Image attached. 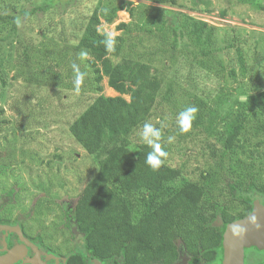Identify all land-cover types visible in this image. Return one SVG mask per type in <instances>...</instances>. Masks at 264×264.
I'll list each match as a JSON object with an SVG mask.
<instances>
[{"label":"rangeland","instance_id":"1","mask_svg":"<svg viewBox=\"0 0 264 264\" xmlns=\"http://www.w3.org/2000/svg\"><path fill=\"white\" fill-rule=\"evenodd\" d=\"M46 3L51 6L45 12L23 14ZM114 5L123 7L114 21L101 16L99 25L114 39L124 38L114 60L141 58L165 75L150 121L161 128V141L170 150L168 163L179 167L182 176L166 184L155 197L157 203L185 182L198 179L203 170L214 167V174H224L216 168L221 159L218 138L225 125L238 117L241 103L264 90V0H180L176 6L147 0H0V206H5L1 212L14 222L24 221L31 235H42L61 251L83 245V235L73 220L67 222L66 212L97 172L96 162L71 135L69 125L97 93L84 81L79 92L74 90L67 78L70 63L56 58L57 51L67 41H78L93 12L101 14ZM193 20L216 28L210 44L196 43L190 33ZM174 22L184 31L185 44L175 43ZM121 23L124 29L119 28ZM26 47L33 68L47 76L44 83H31L23 75ZM238 48L245 56V72ZM102 86L103 94H118L106 77ZM187 106L197 107L198 112L189 130L181 132L176 117ZM245 128L241 143L262 160L257 167L264 180V136L248 124ZM169 136L174 137L171 143ZM133 141H142L139 132ZM225 187L221 186L227 192ZM241 198L253 205L264 201L256 194ZM127 199L136 219L151 203L142 193ZM257 255L264 258V250Z\"/></svg>","mask_w":264,"mask_h":264},{"label":"trees","instance_id":"2","mask_svg":"<svg viewBox=\"0 0 264 264\" xmlns=\"http://www.w3.org/2000/svg\"><path fill=\"white\" fill-rule=\"evenodd\" d=\"M147 1L176 6L180 0ZM50 6L49 3L37 5L23 14L45 12ZM122 8L114 5L101 14L96 10L78 41H67L57 51L56 58H67L70 63L67 78L73 81L71 65L76 63L86 74V86L97 93L69 125L71 135L97 165V172L66 212L67 222L73 220L83 235V253H74L70 261L85 264L96 258L104 264H172L183 252L189 256L190 264H207L223 253L224 238L231 223L253 210V203L240 199V195L264 196V180L257 167L262 160L241 143L245 124L264 136V90L249 95L241 103L238 117L225 125L218 138L221 159L216 168L224 174H214V167L211 171L203 170L198 179L185 182L157 203L155 197L167 183L178 180L182 170L168 163L170 150L163 141L160 144L167 157L162 158L161 166L153 169L146 165L145 158L152 148L143 141L134 142L133 137L140 134L144 123H151L165 75L151 61L141 58L115 61L124 43L122 36L115 38V51L106 50L102 41L107 33L99 30L101 16L112 23ZM173 25L175 43L185 44L183 29L177 22ZM119 28L124 29L125 24L121 23ZM215 30L206 21L193 20L190 33L203 46L212 42ZM25 50L23 75L31 83H44L47 76L33 68L28 61L31 50L28 47ZM82 50L88 53L84 59L79 57ZM237 57L245 72V56L240 48ZM230 72L234 75L233 70ZM105 77L117 95L102 93ZM222 185L227 192L222 190ZM134 193L149 195L151 200L148 210L138 219L127 199Z\"/></svg>","mask_w":264,"mask_h":264},{"label":"flooded vegetation","instance_id":"3","mask_svg":"<svg viewBox=\"0 0 264 264\" xmlns=\"http://www.w3.org/2000/svg\"><path fill=\"white\" fill-rule=\"evenodd\" d=\"M0 208H2L0 209V257L13 250L15 247L21 249V258H17L15 261L10 258L6 260L7 263L14 261V264H72L70 261L71 256L76 252L83 253L82 246L79 250H73V248H71L61 251L60 247L49 245L42 235H31L28 232L24 221L21 220L14 222V220L10 218L7 213H2L1 211L5 209V206H0ZM218 224L219 221L215 223V225ZM6 226H19L22 230L23 236L32 245L36 246L38 251L22 239L18 230L8 229ZM258 251L260 250L256 247L245 248L244 264H264V258L257 255ZM223 260L224 251L223 253L218 254L213 261H209L207 264H223ZM200 263L202 262L200 261ZM11 264H13V262ZM85 264L104 263L99 259L91 258ZM172 264H190L189 256L182 252L179 258Z\"/></svg>","mask_w":264,"mask_h":264},{"label":"water","instance_id":"4","mask_svg":"<svg viewBox=\"0 0 264 264\" xmlns=\"http://www.w3.org/2000/svg\"><path fill=\"white\" fill-rule=\"evenodd\" d=\"M5 226V225H4ZM8 229L19 231L22 239L33 246L23 236L19 226H6ZM257 247L264 250V204L255 203L253 210L245 217L234 220L224 238V260L223 264H244L245 248ZM21 249L14 248L5 255L0 257V264H10L14 262ZM39 254V253H38ZM10 256L14 261L7 263L2 257Z\"/></svg>","mask_w":264,"mask_h":264},{"label":"clouds","instance_id":"5","mask_svg":"<svg viewBox=\"0 0 264 264\" xmlns=\"http://www.w3.org/2000/svg\"><path fill=\"white\" fill-rule=\"evenodd\" d=\"M108 52L115 51V39L111 33L105 35V39L102 41ZM88 53L81 51L79 57L81 59L86 58ZM73 71V87L76 92L80 91L81 85L85 78V73L80 70L79 65L73 63L71 65ZM198 108L195 106H187L177 114L176 122L181 132H187L191 126V122L196 118ZM140 138L144 143L152 148L145 158V163L153 169H157L163 163L162 158L167 157V152L163 150L160 141L162 138L161 128L153 126L151 123H144L140 132ZM174 137L169 136L168 142L171 143Z\"/></svg>","mask_w":264,"mask_h":264},{"label":"bare ground","instance_id":"6","mask_svg":"<svg viewBox=\"0 0 264 264\" xmlns=\"http://www.w3.org/2000/svg\"><path fill=\"white\" fill-rule=\"evenodd\" d=\"M6 261V260H5Z\"/></svg>","mask_w":264,"mask_h":264}]
</instances>
